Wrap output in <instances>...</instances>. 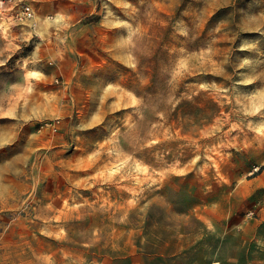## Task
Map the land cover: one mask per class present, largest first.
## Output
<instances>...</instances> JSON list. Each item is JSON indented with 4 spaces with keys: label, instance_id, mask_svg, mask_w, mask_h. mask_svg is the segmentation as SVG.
<instances>
[{
    "label": "rangeland",
    "instance_id": "374dc122",
    "mask_svg": "<svg viewBox=\"0 0 264 264\" xmlns=\"http://www.w3.org/2000/svg\"><path fill=\"white\" fill-rule=\"evenodd\" d=\"M27 1L0 264H264V0Z\"/></svg>",
    "mask_w": 264,
    "mask_h": 264
},
{
    "label": "built area",
    "instance_id": "2783aa9c",
    "mask_svg": "<svg viewBox=\"0 0 264 264\" xmlns=\"http://www.w3.org/2000/svg\"><path fill=\"white\" fill-rule=\"evenodd\" d=\"M6 15L21 24L33 21L35 10L27 0H0V18Z\"/></svg>",
    "mask_w": 264,
    "mask_h": 264
}]
</instances>
